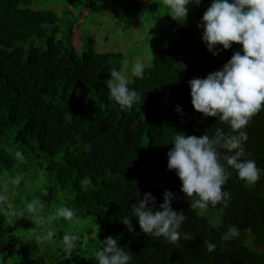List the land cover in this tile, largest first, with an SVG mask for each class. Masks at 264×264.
<instances>
[{"label":"trees","instance_id":"obj_1","mask_svg":"<svg viewBox=\"0 0 264 264\" xmlns=\"http://www.w3.org/2000/svg\"><path fill=\"white\" fill-rule=\"evenodd\" d=\"M129 1L140 5V0ZM40 6L38 0H0V178L21 170L31 182L30 192L41 196L46 189L42 198L57 208L74 209L80 221L88 218L107 232H124L127 241L118 246L131 253L130 264H264V176L246 185L229 168L231 176L223 185L231 194L228 206L193 210L192 198L180 190L175 171L167 168V152L177 132L199 137L206 131L212 136L216 127L228 131L217 117L193 108L188 81L222 68L241 46L233 43L217 55L207 49L203 29L197 27L199 13L206 11L200 2L196 20L187 13L178 43L159 51L143 78L133 77L129 87L140 92L141 99L122 110L109 99L105 82L111 69L121 71L125 56L97 52L95 40L84 34L78 36L83 43L76 52L68 30L74 24L55 39L59 19ZM245 130L246 158L264 168V108ZM17 150L24 162L15 157ZM86 176L90 183L84 190L80 181ZM165 190L174 194L172 208L186 216L180 231L192 237L181 238L178 245L142 232L130 215L145 192L155 197L159 210ZM125 216L133 231L122 222ZM11 218L0 214V264H49L44 249L32 256L37 245L14 233ZM230 225H236L240 235L222 240ZM205 241L214 242L216 249L208 252ZM74 260L96 264L95 255Z\"/></svg>","mask_w":264,"mask_h":264},{"label":"clouds","instance_id":"obj_2","mask_svg":"<svg viewBox=\"0 0 264 264\" xmlns=\"http://www.w3.org/2000/svg\"><path fill=\"white\" fill-rule=\"evenodd\" d=\"M200 2L164 0L168 13L177 20L186 19L188 4L199 5ZM197 27L203 29L202 41L213 55L229 49L233 43L241 46L222 68L205 78L197 77L188 81L193 108L204 116L217 117L220 123L228 125V131L216 127L212 136L206 131L199 137L177 132L171 142L173 147L167 152V168L175 171L181 181L180 190L186 197L192 198L190 208L206 210L209 205L228 206L231 194L223 189V185L231 176L229 168L246 185H254L264 176V168L257 167L254 159L246 158L245 149L248 139L246 126L251 117L264 108V0H212ZM78 36L77 49L71 39L76 52L81 51ZM218 46H222V49ZM145 67L143 62H134L129 75L143 78ZM105 83L109 99L115 101L122 110L131 108L141 99V93L129 87V76L116 68L111 69ZM177 111H180L179 106ZM85 149L91 151V146L85 145ZM220 149L225 150L223 155ZM15 157L21 162L25 160L20 150L15 152ZM22 179L21 176H14L10 183L19 186ZM89 183L90 178L87 176L80 181L84 190H87ZM46 195L47 190L43 189L41 196L30 199L20 208L14 207L8 196L0 194V214L29 218L35 225L32 236L37 240L53 237L52 223L57 217L70 223L79 222L75 210L68 206L58 207L54 214L41 215L42 197ZM173 198L174 194L165 190L163 202L157 210L155 197L145 192L143 198L132 205L130 215L137 218L142 232L154 238L163 237L167 242L178 245L181 238L189 240L192 237L180 231L186 216L183 211L172 208ZM122 222L129 231L134 230L129 216L122 218ZM239 235L240 229L230 225L221 239L227 241ZM77 242L78 236L74 233L68 232L62 236L64 259H71L73 251L77 249ZM204 243L208 252H213L217 247L212 241ZM131 259V253L118 246L117 239L112 236L101 241V248L95 253L96 264H130Z\"/></svg>","mask_w":264,"mask_h":264},{"label":"rangeland","instance_id":"obj_3","mask_svg":"<svg viewBox=\"0 0 264 264\" xmlns=\"http://www.w3.org/2000/svg\"><path fill=\"white\" fill-rule=\"evenodd\" d=\"M42 2L46 10H52L59 19V32L56 39L63 37L68 26L73 23L72 44L78 48L77 36L84 34L95 40V50L99 53L119 52L125 56L121 72L129 76V83L133 77L129 75V69L134 62H143L146 66L153 57L161 50L170 45H176L181 38V27H184V20L174 19L168 12L167 5H155L153 2L140 0V5H132L129 0H90L79 3L81 0H38ZM212 1L207 3L201 0L203 8H208ZM188 12L196 20L199 5L190 3L187 5ZM201 11L199 15H203ZM199 23L201 19L198 18ZM30 40L26 43L28 45ZM83 41L79 43L82 45ZM24 45V47L26 46ZM77 51V50H76ZM86 51V48H83ZM82 53V52H81ZM80 53V54H81ZM43 173V170H39ZM17 176L23 179L19 186L12 185L10 180L12 175L0 178V192L8 196L14 207L23 208L25 204L34 197H39L29 191V183L23 171H17ZM30 181V180H29ZM35 184L42 183L34 180ZM43 199L41 215L54 214L57 204L53 201L47 202ZM10 215H5L8 217ZM12 216L9 224H12L14 233L17 236L25 237L26 240L34 242L35 247L32 256L41 249L47 252L46 262L49 264H74L77 258H89L101 248V241L112 236L117 239V243L126 242L127 237L124 232H107L101 229L90 219L82 220L78 223H70L61 217H57L52 223L54 235L50 239L37 240L32 236L34 222L29 218ZM68 232L78 236L77 249L73 251L70 260L63 258V248L61 245L62 236ZM37 251V252H36Z\"/></svg>","mask_w":264,"mask_h":264}]
</instances>
